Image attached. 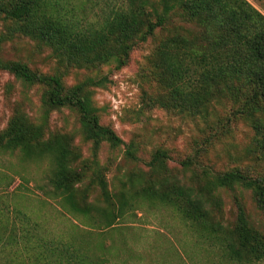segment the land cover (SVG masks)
Returning a JSON list of instances; mask_svg holds the SVG:
<instances>
[{
	"label": "rangeland",
	"instance_id": "374dc122",
	"mask_svg": "<svg viewBox=\"0 0 264 264\" xmlns=\"http://www.w3.org/2000/svg\"><path fill=\"white\" fill-rule=\"evenodd\" d=\"M247 1L264 15V0ZM115 2L60 1L62 14L84 27L100 23ZM174 20L169 30L137 45L121 70L113 66L98 71L72 69L65 80L72 87L87 78L108 79L106 87L89 90L93 106L103 126L134 146L137 160L127 156L124 146L102 143L96 148L84 138L76 111L48 110L43 106L42 86L29 85L0 69V133L14 117H25L40 129L41 140L65 138L71 143L70 170L80 175L76 194L84 195L95 210L89 216H76L55 196L59 192L52 182L56 165L51 155L27 160L19 150L0 151V264H54L44 253L67 246L105 264H239L217 240L162 201L160 184L167 177L170 184L195 193L205 190L207 208L226 229L234 230L241 207L253 228L264 233V211L252 191L235 187L208 195L214 187L206 186L215 174L234 169L251 177L264 176V156L254 150L255 132L241 120L229 132H221L222 125L216 123L219 118L227 120V106L216 108L219 118L211 117L206 126L161 105L167 90L160 81L156 48L168 33H193L191 24ZM15 31L14 24L0 17V37L4 38L0 58L26 64L41 74H54L58 60L53 51ZM199 146L203 152L198 161L184 166L195 158ZM157 151L167 157L158 168L151 167ZM204 170L212 175H204ZM150 187L154 188L152 199L144 192Z\"/></svg>",
	"mask_w": 264,
	"mask_h": 264
},
{
	"label": "trees",
	"instance_id": "16d2710c",
	"mask_svg": "<svg viewBox=\"0 0 264 264\" xmlns=\"http://www.w3.org/2000/svg\"><path fill=\"white\" fill-rule=\"evenodd\" d=\"M60 1L0 0V17L14 24L15 32L50 48L58 60L51 75L1 58L0 69L29 85L42 86L43 106L48 110L76 111L84 138L96 148L102 143L113 148L124 146L127 156L137 160L134 146L103 126L93 106L89 90L106 87L108 79L87 78L68 87L65 80L71 70L98 71L105 66L121 70L137 45L169 30L174 19L179 18L183 24L193 26V33H168L156 48L162 70L160 81L167 90V98L161 103L163 109L178 111L210 126L211 117L219 118L216 108L230 107L227 120L219 118L216 125H222L221 132H229L237 126L235 122L243 121L255 132V152L264 156V15L247 0H116L93 27H84L80 21L62 14ZM3 41L1 36L0 44ZM42 137L40 129L25 117H14L0 133V151L19 150L27 160L51 155L56 165L52 182L59 192L55 196L62 199L70 213L89 216L95 210L84 195L76 194L80 175L69 167L73 160L71 143L61 137L53 141L41 140ZM202 152L200 147L195 158L185 161L184 166H193ZM166 157L165 152L157 151L151 167L163 164ZM215 176L206 185L214 187L208 195L218 189L241 187L252 191L258 208L264 211V176L251 177L241 169ZM160 189L162 201L173 205L185 220L217 240L232 261L264 262V233L253 228L244 209L239 207L235 228L228 230L207 208L205 190L195 193L191 188L170 184L168 177ZM152 190L150 187L144 191L149 199ZM103 192L107 193L104 186ZM44 256L52 257L54 264H105L70 246L47 249Z\"/></svg>",
	"mask_w": 264,
	"mask_h": 264
}]
</instances>
